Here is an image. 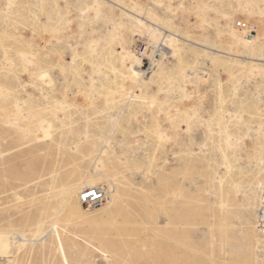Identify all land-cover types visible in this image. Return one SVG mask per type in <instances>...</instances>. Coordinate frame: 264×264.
<instances>
[{"label":"rangeland","instance_id":"obj_1","mask_svg":"<svg viewBox=\"0 0 264 264\" xmlns=\"http://www.w3.org/2000/svg\"><path fill=\"white\" fill-rule=\"evenodd\" d=\"M263 190L264 0H0V264H264Z\"/></svg>","mask_w":264,"mask_h":264},{"label":"bare ground","instance_id":"obj_2","mask_svg":"<svg viewBox=\"0 0 264 264\" xmlns=\"http://www.w3.org/2000/svg\"><path fill=\"white\" fill-rule=\"evenodd\" d=\"M130 12V17L131 18H133L137 23H138V25L140 26V25H142L144 28L146 27V29L149 31V36L152 38V39H155V41L156 40H158L159 38L161 39V36L163 37L162 39H164V42H169V44L171 43V45L172 44H174L175 45V43H176V40H177V38L174 36V35H172V33H169V34H166L165 32H163L162 30H159L158 28H156L154 25H152V24H146V22H144V20L142 19V15H140V11H138L137 10V8L135 9L134 7H131V10L129 11ZM232 18H227L226 19V24H232ZM163 28V27H162ZM242 29V28H241ZM242 31H243V33L241 32V37H242V39H243V41L245 42L244 44L245 45H249L248 46V49H249V51L250 52H252L253 51V49H254V45H255V42H256V39H257V36H251V38H248L249 36H247V31L246 30H244V29H242ZM167 32V31H166ZM151 39V40H152ZM179 40V39H178ZM160 41V40H159ZM161 43H162V41H160ZM156 43H157V41H156ZM166 43H164V45H165ZM170 45V46H171ZM173 45V46H174ZM167 48H169L170 50H171V52H173V53H175L176 52V49L173 47L172 48V46L170 47V46H168V44H166L165 45ZM154 60V59H153ZM156 60V59H155ZM156 63L158 62V60L157 61H155ZM124 65H125V72H123L122 74H121V78L123 79V81H125V80H127V82H130L131 83V85H132V87H133V89H135L134 91H132V89H131V91L132 92H130V91H128V92H126V90H124V88H123V90L121 91L120 90V98H121V100L123 101V100H125L126 98H129V97H131V94H136L137 96H140V94H141V91H142V85L144 84V83H147V80L145 79L146 77H145V72L140 68L141 66H142V60H141V58L137 55V54H133V60L132 61H127L126 59L124 60ZM157 65V64H156ZM199 69H197V71H198ZM199 72V71H198ZM154 74V73H153ZM152 74V75H153ZM160 75V74H159ZM198 75V74H197ZM157 76H158V74H157ZM39 77H41V79H43L44 80V82L45 83H51V80L49 79V74L47 73V72H42L41 71V73H39ZM147 77H150L149 75L147 76ZM40 79V80H41ZM52 79V78H51ZM121 80V79H120ZM118 82H120V81H118ZM152 82V81H151ZM123 83V82H122ZM121 83V84H122ZM118 84V83H117ZM116 86V85H115ZM122 87H125V86H122ZM121 87V88H122ZM119 88V87H118ZM128 90H130V89H128ZM118 91V90H117ZM116 91V92H117ZM116 92H115V94H116ZM118 94V93H117ZM117 96V95H116ZM114 97V96H113ZM116 98V97H115ZM119 98V99H120ZM114 100V99H113ZM17 109L18 110H20L21 109V106H20V104L17 102ZM43 133H45V136L48 138V136H50V132H47V131H44ZM44 137V136H43ZM105 151L103 150V149H101V151L99 152V154H98V157H97V159H96V161H97V163H98V167H99V171H97V174H99V175H101L102 176V168H103V160L101 159V156H102V154L104 153ZM84 185H85V187L86 188H88V187H92V186H97V185H102V184H97V185H91V186H89L90 185V181H85L84 183H83ZM104 187H105V185H103ZM86 188H84V189H86ZM106 188V187H105ZM84 189H82L81 190V192L84 190ZM111 189H112V191L114 190L113 189V186L111 185ZM106 190H107V199H108V197H109V191H108V189L106 188ZM80 192V193H81ZM80 193H79V195H80ZM79 195H78V200H79V202L80 203H82L81 201H80V199H79ZM107 203H109V201L107 202V200H106V202L103 204V205H105V204H107ZM83 204V203H82ZM83 205H85V204H83ZM103 205H101V206H97V207H93V208H101ZM85 206H87V205H85ZM88 207V206H87ZM89 208H91V207H89ZM186 261V260H185ZM186 263V262H185Z\"/></svg>","mask_w":264,"mask_h":264},{"label":"built area","instance_id":"obj_3","mask_svg":"<svg viewBox=\"0 0 264 264\" xmlns=\"http://www.w3.org/2000/svg\"><path fill=\"white\" fill-rule=\"evenodd\" d=\"M238 26L247 31V36L254 35L255 25L247 21H239ZM143 45V49H141ZM137 52L141 57L142 66L140 67L146 75L151 74L154 69L151 57H159L162 54L163 45L151 41H141L136 46ZM107 190L103 185L92 186L84 189L80 195V201L88 207H97L103 205L107 200ZM257 228L264 233V190L260 194L259 204L257 208Z\"/></svg>","mask_w":264,"mask_h":264}]
</instances>
